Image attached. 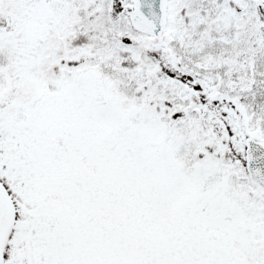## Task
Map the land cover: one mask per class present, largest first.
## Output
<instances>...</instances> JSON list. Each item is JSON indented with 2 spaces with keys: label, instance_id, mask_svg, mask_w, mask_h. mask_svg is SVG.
Listing matches in <instances>:
<instances>
[{
  "label": "snow or ice",
  "instance_id": "obj_1",
  "mask_svg": "<svg viewBox=\"0 0 264 264\" xmlns=\"http://www.w3.org/2000/svg\"><path fill=\"white\" fill-rule=\"evenodd\" d=\"M0 264H264V0H0Z\"/></svg>",
  "mask_w": 264,
  "mask_h": 264
}]
</instances>
